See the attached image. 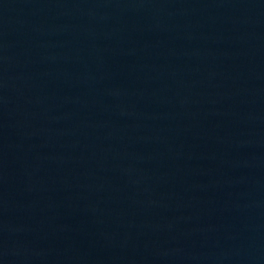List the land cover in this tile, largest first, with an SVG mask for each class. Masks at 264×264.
<instances>
[{
	"label": "water",
	"instance_id": "1",
	"mask_svg": "<svg viewBox=\"0 0 264 264\" xmlns=\"http://www.w3.org/2000/svg\"><path fill=\"white\" fill-rule=\"evenodd\" d=\"M0 264H264V0H0Z\"/></svg>",
	"mask_w": 264,
	"mask_h": 264
}]
</instances>
